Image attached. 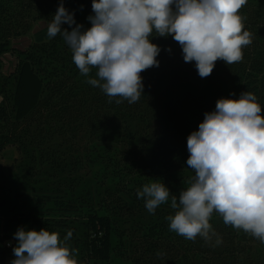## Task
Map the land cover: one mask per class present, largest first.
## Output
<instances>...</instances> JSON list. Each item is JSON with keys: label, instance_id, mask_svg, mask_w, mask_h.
Listing matches in <instances>:
<instances>
[{"label": "trees", "instance_id": "obj_1", "mask_svg": "<svg viewBox=\"0 0 264 264\" xmlns=\"http://www.w3.org/2000/svg\"><path fill=\"white\" fill-rule=\"evenodd\" d=\"M39 2L42 5L35 7L33 0H0V59L8 53L18 57L12 74L0 72V153L15 145L24 156L18 166L21 180L8 176L0 162V208H9L4 192L12 194L14 187L25 184L27 189L37 187L36 172L43 169L47 179H52L48 182L56 183L55 193L49 196L55 209L74 216L42 220L11 211L0 226V264L14 258V233L22 226L27 229V222L31 229L58 233H64L66 225L72 226L71 238L79 235L71 247L80 248L76 258L82 260L111 263L115 250L121 249L130 264H264V243L225 225L215 211L210 223L222 243L213 246L214 239L206 243L199 236L195 241L186 240L169 230L165 218L174 214L170 201L149 213L144 200L132 192V185L121 184L114 174V179L102 182L97 174L83 173L86 161L81 155L87 144L116 146L146 183L167 180L171 192L178 195L194 175L186 164L187 137L198 129L204 113L215 109L218 99L231 94L238 99L242 92L250 91L264 112V49L260 48L264 8L244 5L240 9L253 42L243 49L241 62L227 65L219 60L206 78L198 75L194 62H184L181 47L171 36L151 37V42L161 47L159 67L141 73L144 94L138 102L116 104L115 99L109 103L99 88L87 83L61 36L33 42L24 51L13 49L12 39L22 35L24 16L51 21L60 0ZM258 3L264 5V0ZM91 5L92 0H64V6L75 12L76 22L85 29L91 27L87 20ZM169 47L170 53L166 51ZM90 76H95V69ZM199 79L201 86L196 83ZM108 162L112 164L111 159ZM107 173L103 170L105 178ZM249 237L258 244L256 258L252 252L246 255L248 246L252 247Z\"/></svg>", "mask_w": 264, "mask_h": 264}, {"label": "clouds", "instance_id": "obj_2", "mask_svg": "<svg viewBox=\"0 0 264 264\" xmlns=\"http://www.w3.org/2000/svg\"><path fill=\"white\" fill-rule=\"evenodd\" d=\"M247 2L92 0L87 17L91 27L85 29L60 0L47 36L62 37L80 74L109 103L115 99L116 104H134L144 94L141 73L160 64L161 47L151 42L153 36H171L184 62H194L201 78L210 76L219 60L227 65L241 62L243 49L253 42L240 14ZM65 24L68 28L62 27ZM231 96L218 99L187 137L186 164L194 172L188 186L177 195L156 180L136 193L152 214L170 200L174 214L165 218L169 230L190 241L198 236L206 243L214 239L213 246L222 243L210 223L214 211L225 225L264 243V112L253 92H242L238 99ZM72 235L69 230L62 239L58 232L22 226L14 233L10 264H79L78 250L69 244Z\"/></svg>", "mask_w": 264, "mask_h": 264}, {"label": "rangeland", "instance_id": "obj_3", "mask_svg": "<svg viewBox=\"0 0 264 264\" xmlns=\"http://www.w3.org/2000/svg\"><path fill=\"white\" fill-rule=\"evenodd\" d=\"M39 1L42 0H33L35 7L38 4L42 5ZM246 6H249L250 8H264V5L258 3V0H248ZM50 22L51 21H36L33 20V15H25L22 20V35L14 37L12 39L13 41L11 40L13 43L12 46H14L13 49L24 51L33 42L35 43L49 40L50 38H48L47 36V26ZM260 44V48L264 49V37L263 40H261ZM17 63V55L14 53H8L7 55L3 56V59H0V72L4 75L12 74L15 71ZM196 83L198 86H201L203 81L202 79H199L196 81ZM2 100L3 99L0 96V105L2 103ZM81 155L82 157L84 156L83 160L86 161L83 164L82 172L92 177H94V174H97L99 177H102L100 178V181L102 182L103 180L109 182L110 180L114 179V177H112V174H114L116 177H118L117 181H120L121 184L127 183V186L132 185L133 188L131 189L134 193H137V189H141L143 185L146 184V179L135 172L134 165L129 161V159L126 158V156H124L119 151L116 146H112L107 143H100L96 144L95 146L87 144V149L85 150V152L81 153ZM23 157L24 156L20 153L18 147L15 145L7 146L5 150L0 153V162L4 165L5 172L6 174H8V176L13 174L20 180L22 179L21 171L19 170L18 166ZM109 159H111L112 164H109ZM38 170H40V173L36 172V174L39 176H37L35 180V184L37 185V187L30 185L27 189V186L25 184L19 187H14L15 190L12 194L8 191L4 192L3 195L6 197V199H8L10 204L7 211L0 208V226L6 219H8L9 213L13 210H16L17 214L19 215L31 214L37 219L42 220H45L48 217L58 219L60 217L66 218V216H70L71 218H73L74 213H60V211L55 209L56 205L49 199V196H52V193H55L53 192V189H55L56 183L48 182L52 181V179H47L49 177L44 174L43 169ZM103 170L105 172L108 171L106 178L103 176ZM38 181H44L46 183H38ZM160 182H163L171 191L172 186L167 180L161 179ZM10 186H13L12 181H10ZM38 186H42L43 188L39 190ZM85 216V214L81 215V217ZM30 225L31 223L27 222L26 227L28 230H31ZM72 229V226L66 225L65 229L63 230L64 233H59L61 238L63 239V237L67 235V232L69 230L72 231ZM77 235L69 240L70 246L74 245L73 242L75 239L77 240ZM248 241L250 245H252V247L248 246L249 249L246 251V255H249L252 252L253 258H256L257 255L254 254V250H259L258 244L251 242L250 237L248 238ZM11 243H13V241H11ZM242 244L245 245L247 244V242H242ZM77 250L79 255L82 251L80 250V248H77ZM121 253V249H116L115 253L112 256L111 263L91 261L87 259H84V261L80 258H77V260L79 264H130V262L126 260ZM12 259L14 258L9 257L7 259V264H10Z\"/></svg>", "mask_w": 264, "mask_h": 264}, {"label": "built area", "instance_id": "obj_4", "mask_svg": "<svg viewBox=\"0 0 264 264\" xmlns=\"http://www.w3.org/2000/svg\"><path fill=\"white\" fill-rule=\"evenodd\" d=\"M9 245H10V243H7V246H8V247H10Z\"/></svg>", "mask_w": 264, "mask_h": 264}, {"label": "water", "instance_id": "obj_5", "mask_svg": "<svg viewBox=\"0 0 264 264\" xmlns=\"http://www.w3.org/2000/svg\"><path fill=\"white\" fill-rule=\"evenodd\" d=\"M7 55V54H6ZM5 56V55H4ZM1 59H3V57H1ZM17 66V65H16ZM16 69V68H15Z\"/></svg>", "mask_w": 264, "mask_h": 264}]
</instances>
